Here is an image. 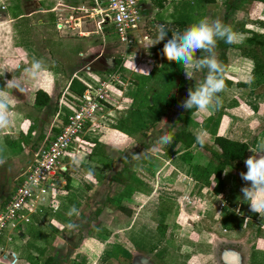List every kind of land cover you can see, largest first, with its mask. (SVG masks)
<instances>
[{
    "label": "rangeland",
    "instance_id": "obj_1",
    "mask_svg": "<svg viewBox=\"0 0 264 264\" xmlns=\"http://www.w3.org/2000/svg\"><path fill=\"white\" fill-rule=\"evenodd\" d=\"M192 2H197L194 8L201 15L198 19L195 15H188L189 22L204 17L219 18L225 24L235 28L241 36L246 35L239 31L241 28L264 32V5L262 4L240 0L234 7V11L227 10L223 2L218 1L212 6L206 5L209 7L207 11L202 10L197 0ZM36 3L35 0H0V92L5 93L9 98L7 111L12 107L16 97L22 99V102L26 101V87H22V84L25 85L29 80L38 78L44 68L45 70L49 69V66L52 69L56 68V62L63 64L65 57L69 58L68 53L75 55L77 50L84 49L82 40L79 41L77 38V29L70 31L65 28L58 31L56 27L55 33L58 36L62 37L64 33H71L70 36L75 38V42L70 44L71 47L66 50L67 52H60L58 48L54 57L51 55L47 58L44 50L28 48L22 51L21 48H17L18 40H24V42L28 40L31 44H38L39 38L49 42L54 37L50 25L46 29L45 25L38 24ZM104 3V0H101L99 5L104 7ZM210 8L217 9L219 12L216 11V15H212ZM16 10L17 12L21 10L25 14L27 24L29 23L28 27L22 25L20 19L15 18ZM77 11L78 14L74 15H79L80 18V14L88 15V13ZM93 15L95 21L99 19L96 14ZM63 17L61 16L62 19ZM82 19H86V16ZM107 25L108 20L103 27L106 28ZM106 34L107 38L113 37V33L109 30ZM54 39L57 40L56 37ZM114 43L119 46L117 39ZM31 52L33 59L30 57ZM200 55L198 51L197 57ZM20 62L23 64L22 68L19 67ZM37 63L39 67L34 68L33 66ZM154 64L155 62L147 66L145 64L144 67L150 68L146 72L143 71L145 68L139 66L138 68L142 67V69L136 71L141 75L136 71L128 74L133 80L125 84L126 89L135 94L138 90L137 86L141 85L143 86L141 90L145 94L161 97L174 92L176 102L167 108L154 104L155 109L161 113V117L153 124H151L154 115L152 112L148 109L139 111L143 119L138 121V125L134 123L138 131L129 136L120 137L118 140V145L130 161L136 155L144 156L148 161L144 167L134 164L132 166L134 170L129 176L136 180H149L147 186L141 185V191L135 193V202H131L134 231L124 234L114 233L110 235L111 237L109 236V242L118 244L123 249L124 259H120L122 263L119 264H130L132 258L134 264H164L165 252H167L166 261L169 264H234L230 262L234 258L235 262L238 259L236 264H262L264 262V219L258 213L251 212L249 204L243 201L241 189L246 186V182L241 179L240 173L247 171L245 163L242 169H227L229 170L227 174L223 171L216 180L210 174L212 164L200 147L183 153L180 143L163 146L157 143L161 135V121L167 122L166 128L172 124L181 108V101L187 98L189 88H193L196 81H202L205 73L197 72L195 79L189 80L185 77L182 65L175 61H170L166 65ZM222 64L225 69L224 76L229 80L225 83L226 88L221 94L222 107L212 113L193 111L191 124L196 132L207 133L209 141L207 144H210L214 134L246 141L249 145V157L253 155L250 149L264 143V71L252 72V62L236 47L227 50L226 61ZM249 76L254 78L251 85L244 82ZM176 80L183 82L182 88L168 87L169 83H174ZM67 106L70 112L71 104ZM127 107V103L124 102L119 110L123 111ZM22 110L24 115L28 116L24 126L31 121L34 123L33 116L37 115L38 111L27 105L23 106ZM150 124L152 126L148 127ZM94 126L90 129L95 128ZM142 130L146 132L142 133ZM140 132L143 135H140ZM33 142L36 145L39 144L38 140ZM46 144L42 143L41 147ZM119 157L121 158V154ZM120 166V163L114 165V167ZM202 171L205 172L204 176L207 175V180H203L204 176L201 180L194 179L193 174L202 175ZM222 202L226 205H221ZM97 203L101 205V202ZM105 203H103L104 208L108 209H103V212L92 218L88 225L99 223L101 226L121 228L129 222L131 218L121 213H116L117 216L112 219L110 214L115 213V210L112 204ZM139 203L144 204L138 207ZM107 236L106 232L96 233L95 240L102 241L104 244ZM159 246L162 248L157 253H152V250L160 248ZM229 254L235 257L230 258ZM112 264H118L115 258L112 259Z\"/></svg>",
    "mask_w": 264,
    "mask_h": 264
},
{
    "label": "crops",
    "instance_id": "obj_2",
    "mask_svg": "<svg viewBox=\"0 0 264 264\" xmlns=\"http://www.w3.org/2000/svg\"><path fill=\"white\" fill-rule=\"evenodd\" d=\"M35 1L37 2L36 13L39 15L38 24L45 25L46 29L50 25L54 35L53 39L56 37L57 40L52 39L48 42L39 38L38 44H31L28 40L25 42L18 40L16 41L17 48H21L22 51L28 48L44 50L47 58H50L51 55L54 57L58 48L60 52L68 50L71 47L70 44L75 42V38L70 36L71 33H64L65 37L58 36L55 33V22L57 17L73 16L78 14L77 10H79L83 13L88 12V15L80 14L81 18L79 15L73 16L79 18L78 30L80 33H76L78 40H82L84 49L77 50L75 55L68 53L69 58L65 57L64 61L62 60L63 64L56 62V68L52 69L50 66L49 69L45 70L44 68L38 78L29 80L25 85L22 84V87H26V101L22 102V99L16 97L12 107L7 111L9 125L0 130V159L4 161L3 164H0V203L13 189L16 177L25 170L41 144L48 143L57 132L58 125L65 120L69 113L67 104L70 106V104L76 103L74 97L76 94L67 88L71 78H75L84 86L85 83L96 85V80H103L107 73L115 72L116 79L107 85L105 96V104L112 110V116H105L99 125L94 126L95 128L90 129L91 126L76 135L70 149L63 154L59 161L65 172L62 173V177L54 189L45 195L41 210L33 215L34 223L22 224L17 232L10 235V240L5 239V232L0 236V264H42L47 257H50L56 264H112L113 258L119 264L122 263L120 259H124L123 249L118 244L109 242V236L114 233L124 234L134 231V214L130 209L131 202H135V193L141 191V185L147 186L149 181L136 180L129 176L134 170L132 167L134 164L144 167L148 163L146 157L141 156L144 160L139 161L137 158L140 156L136 155L135 157L134 155L135 158L130 161L124 150L118 145L120 137H126L138 131L135 124L138 125V121L143 119L140 117L139 111L146 109L143 106L135 108L136 92L135 94L131 93V90L125 87L129 80H133L128 74L142 69V67L145 68L143 71H149L150 68L144 67L145 64L147 66V64L155 62L156 65H166L170 62L162 51L166 40L151 45L156 38L158 24H167L169 27L170 22L182 20L185 22V27H188L196 21L189 22L190 18L187 16L195 15L198 19L201 13L194 8L197 2H192V0H142L139 4L140 20L136 28L129 32L131 43L126 46L118 43L119 46H116L114 43L117 39L115 34H112V38H107L108 28L102 26L100 30L97 29L93 13L89 14L95 5L100 6L101 0ZM197 1L202 6V10H207L209 7L206 5L212 6L218 1H222L226 8V3L230 2V0H214L213 3L204 5L199 0ZM83 9H86L87 12H84ZM216 11L217 9L210 8L212 15L219 12V10ZM15 16L16 19H20L22 25L29 26L26 16L21 10L20 12L16 10ZM83 16H86V19H82ZM62 41H65L67 45ZM32 56L31 52L30 57ZM20 63L19 67L22 68L23 64ZM139 66L142 67L138 68ZM21 68L19 69L21 70ZM20 73L22 74L21 71ZM137 74L141 75L140 72ZM224 78L229 81L226 76ZM243 84L245 83L243 82ZM36 88L44 91L49 96V101L37 110V115L33 116L37 123L31 121L24 126L28 116L24 115L22 107L32 106L33 91ZM149 96L148 94L147 98ZM124 102L128 107L120 111L119 108ZM160 117L161 114L155 121H158ZM29 124L32 129L28 132ZM151 126L150 124L148 127ZM145 132L142 130V133ZM140 135L143 134L140 132ZM34 140H38L39 144L36 145ZM123 162H126L125 165L130 171L118 177L119 180H112V175L122 166ZM117 163H120L121 166L114 167ZM106 173L107 175H105ZM143 179L146 178L143 177ZM143 201L145 203V199ZM97 202H101V205ZM102 202L112 204L115 213L110 214L111 218L116 217V213H121L131 219L121 228L101 226L99 223L88 225L92 218L103 212V209H108L104 208ZM144 203H139L138 207ZM118 205L126 207L129 214L120 211ZM73 206L76 207L80 215L69 217L67 213ZM69 224H74L75 227L70 228ZM103 232L108 234L104 244L102 241L95 240L96 233ZM159 247L152 250V253H157L162 248V246ZM166 254L167 252L164 253L165 256L163 255L164 264H169L166 261Z\"/></svg>",
    "mask_w": 264,
    "mask_h": 264
},
{
    "label": "built area",
    "instance_id": "obj_3",
    "mask_svg": "<svg viewBox=\"0 0 264 264\" xmlns=\"http://www.w3.org/2000/svg\"><path fill=\"white\" fill-rule=\"evenodd\" d=\"M142 0H104L105 6L95 5L89 14H96L97 29L106 28L115 34L122 45L130 43L129 32L136 28L140 17ZM87 12L86 9H83ZM88 13V12H87ZM80 23L78 17H57V30L76 29ZM116 73H107L103 80H96V85L85 83L80 95H74L76 103L64 121L58 125L57 132L44 147L34 154L25 170L16 177L13 189L0 203V236L5 232V239L10 240L11 234L17 232L22 224H32L33 215L41 210L43 199L52 191L62 177L64 169L60 159L70 149L76 135L99 125L105 116H112L111 109L105 104L107 85L116 79ZM73 106V107H72ZM102 111V112H101ZM221 205H226L222 202Z\"/></svg>",
    "mask_w": 264,
    "mask_h": 264
},
{
    "label": "clouds",
    "instance_id": "obj_4",
    "mask_svg": "<svg viewBox=\"0 0 264 264\" xmlns=\"http://www.w3.org/2000/svg\"><path fill=\"white\" fill-rule=\"evenodd\" d=\"M171 32V37L168 33ZM156 38L151 45L163 44V54L169 61H175L182 65L186 79H195V73H205L203 80L197 82L195 88H189L187 98L180 103V107L185 110H192L201 113H212L219 110L223 105L221 94L226 88L224 78V66L217 56V44L223 41L226 44L242 43L244 37L225 24L221 19L201 18L190 24L182 32L171 30L167 24L156 26ZM150 45V46H151ZM201 55L197 57V52ZM38 68L39 64H35ZM254 78L249 76L245 83L251 85ZM8 96L0 92V130L9 125ZM161 135L157 143L161 146L172 145L175 131L169 133L166 128V121H161ZM207 133L198 131L195 133V145L201 149L208 143ZM253 155L245 161L246 172H241L240 177L246 182V186L241 189L243 201L250 206V211L258 213L264 219V143H260L256 148L250 149ZM4 161L0 159V164ZM225 174L229 170H225ZM69 217L80 213L73 206L67 213ZM70 228L75 227L69 224Z\"/></svg>",
    "mask_w": 264,
    "mask_h": 264
},
{
    "label": "trees",
    "instance_id": "obj_5",
    "mask_svg": "<svg viewBox=\"0 0 264 264\" xmlns=\"http://www.w3.org/2000/svg\"><path fill=\"white\" fill-rule=\"evenodd\" d=\"M203 4L213 3L214 0H199ZM248 1V0H247ZM253 2L260 3L264 5V0H249ZM239 0H230L229 3H226L227 10H234V7L238 4ZM176 27V28H174ZM169 28L174 31L182 32L185 27V22L182 20H174L170 22ZM233 28V27H232ZM236 31L235 28H233ZM242 33H246L244 40L241 44H226L223 41H219L217 44V56L221 62L226 61V53L229 48H238L240 53L248 58L252 62V71L254 73H260L264 71V32H256L249 28H241L239 29ZM168 37L170 36V32L168 33ZM225 83H228L225 80ZM245 85V84H243ZM196 86V85H195ZM193 87V89L195 88ZM168 87L173 88H182L183 82L181 80H176L174 83H169ZM67 88L74 94L80 95L84 90L85 86L77 81L75 78H71ZM143 86L138 87L135 97H134V106L135 108H139L141 106L148 109L150 112L154 114V118L152 121L158 119L159 113L154 104H158L162 107H170L175 104L176 96L174 92H170L166 96H149L145 94L143 90ZM32 106L34 109L38 110L41 107L45 106L49 101V96L39 88H36L33 91V100ZM195 111V110H194ZM192 110H185L180 108L177 112L176 118L172 122V124L167 128L169 133L175 131L174 141L173 143H180L183 147L184 151H189V149H193L199 146L195 145V128L191 124V114ZM153 123V122H152ZM151 123V124H152ZM172 127L174 129L172 130ZM28 132L32 129L31 125L27 126ZM205 151V155H207L210 163L212 164L210 174L214 179H218L221 173L227 169L230 170H238L244 167V161L248 158V150L249 145L246 141L242 139L229 138L227 136L221 134H214L210 144H206L203 148ZM183 155V154H182ZM139 161H143V157L137 158ZM126 162L122 163V166L112 175V180H119L120 177L124 173H128L130 170L125 165ZM201 170H206L201 168ZM65 170L62 172L64 173ZM201 172V171H200ZM203 172V171H202ZM205 172L202 175H195L194 179L201 180L204 176ZM208 174V173H206ZM203 180H207V175L204 176ZM118 209L125 214H129V210L126 207L118 205ZM42 264H56L53 262L50 257H47L43 260Z\"/></svg>",
    "mask_w": 264,
    "mask_h": 264
},
{
    "label": "flooded vegetation",
    "instance_id": "obj_6",
    "mask_svg": "<svg viewBox=\"0 0 264 264\" xmlns=\"http://www.w3.org/2000/svg\"><path fill=\"white\" fill-rule=\"evenodd\" d=\"M229 256H230V258H234L235 256L234 255H231V254H229ZM133 260V258L130 260V264H134V262L132 261ZM233 260H235V258L233 259ZM230 261V262H234V264H236V262H237V260H236V262L235 261ZM238 264V263H237Z\"/></svg>",
    "mask_w": 264,
    "mask_h": 264
}]
</instances>
